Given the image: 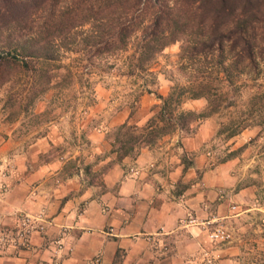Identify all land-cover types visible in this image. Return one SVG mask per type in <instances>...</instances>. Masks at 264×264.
I'll return each instance as SVG.
<instances>
[{
    "label": "clouds",
    "instance_id": "obj_1",
    "mask_svg": "<svg viewBox=\"0 0 264 264\" xmlns=\"http://www.w3.org/2000/svg\"><path fill=\"white\" fill-rule=\"evenodd\" d=\"M0 264H264V0H0Z\"/></svg>",
    "mask_w": 264,
    "mask_h": 264
},
{
    "label": "trees",
    "instance_id": "obj_2",
    "mask_svg": "<svg viewBox=\"0 0 264 264\" xmlns=\"http://www.w3.org/2000/svg\"><path fill=\"white\" fill-rule=\"evenodd\" d=\"M38 67H39V65H38Z\"/></svg>",
    "mask_w": 264,
    "mask_h": 264
}]
</instances>
